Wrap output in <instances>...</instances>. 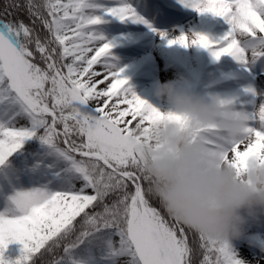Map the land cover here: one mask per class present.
Returning <instances> with one entry per match:
<instances>
[{
	"label": "snow or ice",
	"instance_id": "snow-or-ice-1",
	"mask_svg": "<svg viewBox=\"0 0 264 264\" xmlns=\"http://www.w3.org/2000/svg\"><path fill=\"white\" fill-rule=\"evenodd\" d=\"M181 3L224 18L230 30L219 40L196 33L169 44L197 45L244 66L264 58V0ZM21 9L30 23L0 20V264H9L13 242L23 245L13 264H251L231 241L195 232L190 243L139 171L132 130L182 118L135 93L101 26L106 16L148 21L127 0H4L5 15ZM98 64L103 80L95 79ZM202 133L212 148L222 143L213 129ZM247 137L227 154L238 169L253 156L264 164V105L250 113Z\"/></svg>",
	"mask_w": 264,
	"mask_h": 264
},
{
	"label": "clouds",
	"instance_id": "clouds-1",
	"mask_svg": "<svg viewBox=\"0 0 264 264\" xmlns=\"http://www.w3.org/2000/svg\"><path fill=\"white\" fill-rule=\"evenodd\" d=\"M155 95L170 105L157 109L182 119L131 132L150 194L173 220L208 239L245 238L252 222L264 216V164L253 156L238 169L237 157L227 154L233 144L250 143V112L231 100L196 94L179 80L158 84ZM208 129L222 140L216 148L205 142L202 130Z\"/></svg>",
	"mask_w": 264,
	"mask_h": 264
},
{
	"label": "rangeland",
	"instance_id": "rangeland-1",
	"mask_svg": "<svg viewBox=\"0 0 264 264\" xmlns=\"http://www.w3.org/2000/svg\"><path fill=\"white\" fill-rule=\"evenodd\" d=\"M127 2L152 27L131 20L121 22L118 18L109 16L101 30L106 39L115 44L112 49L113 62L118 68L124 69L123 75L129 79L130 86L142 99L162 111L169 109L170 105L155 95L156 87L160 83L181 81L179 78L183 77L182 81L186 85L183 86L192 92L208 98L219 96L231 100L238 109H245L251 113L264 105V58L255 64L244 66L230 55L223 56L222 60L217 61L210 51L207 52L208 49L200 52L197 45L185 47L180 44H169V40L181 35L191 39L192 25L203 23L207 16L212 22L211 13L201 14L191 7H185L181 0L178 3L171 0ZM220 18L223 22L218 24L214 36L209 35L212 40H219L230 30V25L224 18ZM161 32L167 33V38H162ZM119 36L125 37L116 39ZM94 69L102 73L95 79L103 80L105 70L101 65H95ZM107 83L105 81L99 84L98 90L104 89ZM249 88L254 89L255 94L249 92ZM90 104L95 108L98 102L94 100ZM132 126H135V122ZM12 244L21 251L22 244L19 242ZM231 244L251 264H264V259L260 258V255H264L261 252L264 248V216L259 221L252 222L245 238L231 241Z\"/></svg>",
	"mask_w": 264,
	"mask_h": 264
},
{
	"label": "trees",
	"instance_id": "trees-1",
	"mask_svg": "<svg viewBox=\"0 0 264 264\" xmlns=\"http://www.w3.org/2000/svg\"><path fill=\"white\" fill-rule=\"evenodd\" d=\"M19 3L23 4L25 3V0H18ZM37 3H40L41 0H36ZM3 3L4 0H0V20H3L4 22H8L10 20H14V19H20V20H24L25 23H30L29 19H28V14L27 11L25 9H21L18 12H15L14 15L9 16V15H5L3 13ZM36 31L41 35L44 36L46 35V31L43 29V27L39 24V22H37L36 24ZM166 214V213H165ZM169 219H171L169 217ZM79 220V218H78ZM185 230L187 232H189V237H190V243L194 240V239H198V236L195 232L190 231L188 228L185 227ZM21 255V251H19V249L15 246H13V244H9L8 248L5 250L4 253V258L9 261V264H13V262L15 260H17ZM46 260L51 259L50 256H46L45 257ZM37 264H40V261L37 260Z\"/></svg>",
	"mask_w": 264,
	"mask_h": 264
},
{
	"label": "bare ground",
	"instance_id": "bare-ground-1",
	"mask_svg": "<svg viewBox=\"0 0 264 264\" xmlns=\"http://www.w3.org/2000/svg\"><path fill=\"white\" fill-rule=\"evenodd\" d=\"M112 1H114V0H112ZM172 2H174V3H178L179 2V0H171ZM213 15V14H212ZM108 17L109 16H106L105 17V19H106V21H108ZM210 17L209 16H207V18H206V20L202 23V22H199V23H196V24H194V25H192V31H193V36H192V38H194V35L196 34V33H202V34H205V35H210V36H214V32L216 31V29H218V27H219V25L223 22L222 21V19L220 18V17H216V16H214L213 15V21L212 22H210ZM219 24V25H218ZM210 26V27H207V26ZM123 37H125V36H123ZM123 37H121V36H119V37H117L116 39H122ZM171 39V38H170ZM129 41H130V39H129ZM199 49H200V52H202L203 50H204V48H202V47H199ZM205 51H206V49H205ZM207 52H209V50L207 51ZM206 52V53H207ZM226 56V55H225ZM224 56V57H225ZM222 58V57H221ZM219 59V60H222V59ZM228 60V59H227ZM218 61V60H217ZM229 61V60H228ZM182 81V80H181ZM179 81V83L183 86V84L185 85V83L182 81ZM186 86V85H185Z\"/></svg>",
	"mask_w": 264,
	"mask_h": 264
}]
</instances>
